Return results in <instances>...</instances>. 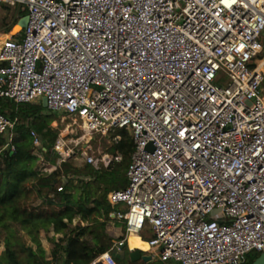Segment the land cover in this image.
<instances>
[{"label": "built area", "instance_id": "obj_1", "mask_svg": "<svg viewBox=\"0 0 264 264\" xmlns=\"http://www.w3.org/2000/svg\"><path fill=\"white\" fill-rule=\"evenodd\" d=\"M1 4L24 6L28 22L20 38L0 35V99L45 98L48 113L71 120L50 150L30 133L39 175L48 153L59 166L79 154L107 169L120 157L81 140L125 130L127 186L108 202L126 238L149 229L148 252L174 264H246L264 252V0ZM13 127L0 114V165ZM73 127L81 138L68 139ZM90 264L117 262L108 251Z\"/></svg>", "mask_w": 264, "mask_h": 264}, {"label": "trees", "instance_id": "obj_2", "mask_svg": "<svg viewBox=\"0 0 264 264\" xmlns=\"http://www.w3.org/2000/svg\"><path fill=\"white\" fill-rule=\"evenodd\" d=\"M25 15L24 11L18 12V19ZM0 114L14 121L11 141L14 151L5 150L0 165V236H3L4 244L0 264H90L96 257L112 249H127L129 254L137 253L135 261H138L144 252L138 249L130 252L126 244L117 249L114 239L106 232V224L111 220L109 214L113 212L108 194L118 190L119 181L120 188L127 184L126 172L133 150L129 133L125 130L114 131L112 138L118 136L119 140L112 141L108 152L119 156L120 160L113 162L107 169L97 171L90 165L76 168L66 162L50 174L39 175L36 183L39 194L55 191L57 184H61L64 191L58 194L56 202H46L45 209L49 210L36 212L25 208L23 203L31 194L26 183L39 174L34 170L32 153L35 147L30 133L34 132L41 140L42 147L50 150L60 131L51 127L56 115L48 113L41 101L17 104L1 99ZM8 142V134L0 135V148ZM45 160H51L50 153L46 154ZM109 180H112V187ZM74 182L77 184L74 185ZM91 204L92 207L89 206ZM55 208L61 209L54 211ZM77 215L89 224L71 227L70 223ZM49 229H52L54 236L60 237L57 240L50 239L51 255L50 260H46L39 233ZM123 230L125 232L124 225ZM24 236L29 238L30 245ZM122 240L124 236L116 241ZM258 256V253L247 256L249 259L246 264ZM115 261L117 264H127L128 259L116 258Z\"/></svg>", "mask_w": 264, "mask_h": 264}, {"label": "rangeland", "instance_id": "obj_3", "mask_svg": "<svg viewBox=\"0 0 264 264\" xmlns=\"http://www.w3.org/2000/svg\"><path fill=\"white\" fill-rule=\"evenodd\" d=\"M0 7L4 9V11L3 10H1V11L4 12L6 16H10L12 13H16L17 10H18V12L24 11L26 13V15H28V11L26 10V8L24 6H19V7L12 8L11 6H7L5 4H1ZM5 24L6 23H0V27L3 28V25L5 26ZM7 31H9V27L8 28L6 27L4 29H0V33L7 32ZM260 43L264 45V38L263 37L260 38ZM260 57H264V53H262L260 55ZM223 83H224V81H220L217 84H223ZM262 93H264V90H263ZM55 117H56V119H55V121L53 123H51V127H54V128L56 127L60 131H62L65 128V126L69 122H71V120H63L61 114H56ZM73 130H74V134L70 135L68 137L69 140L78 139V138H81L83 136L82 131L79 130L78 128L73 127ZM113 133H110L107 136H101V137L100 136H92V138H90V140L88 138H85V139L81 140V144L79 145V149H81V148L82 149H87L90 153H92L95 156H98L99 154H102V153L111 154V152H108V150H109V148L112 145V135H113ZM75 153H77V150L75 151ZM51 158H53L52 155H51ZM67 163H69L71 166L76 167V168H81V167L84 166V163L80 159L79 154H77L75 156H72L67 161ZM109 181L111 182V187H112V184H113L112 180H109ZM76 184H77V182H76ZM26 185H27V187L29 186L28 183ZM126 186H127V184L125 185L124 188H120V181H119L117 188H118V190H123V189L126 188ZM23 203H24V206L27 207V208L28 207L29 208L32 207L31 206L32 204L30 203L29 199L26 202H23ZM117 208L119 210H121L122 212L126 211V208L124 207L123 204L122 205H118ZM47 210H49V209H47ZM221 217H222L221 214L217 215V218H221ZM120 222L122 223V226H123L124 222H122V220ZM76 225H78V223H76ZM122 226H120V224H118L117 222L110 221V222H108L106 224V230L108 231V233L112 237H114L116 239L118 237L125 236V232H124ZM144 235L145 234H143L144 238H146V236L149 237L148 234L145 235V236ZM59 237L60 236H54V234L51 231H48V232L41 231L39 233V240L41 242L42 250L44 251V257L45 258H48L50 260L51 248H52V243L50 242V239L54 238L55 240H57V239H59ZM24 240L26 241L27 244H29V245L31 244V242H30V240H29V238L27 236H24ZM0 244H2L3 248H4L3 236L2 235L0 236ZM33 248L36 249L35 246H33ZM117 252L118 251L116 249L111 251V255L113 256L114 259L119 257V256H117ZM251 254L254 255V253H251ZM251 254H249L248 256H250ZM119 255H120V258L124 259V260H127V259L130 258L129 253L127 252V249H122L121 253H119ZM147 255L152 257V259L150 261H147V262L143 261V259H142L143 256H141V258L139 259L137 264H173V262H171V261L161 262L156 257V255H154L153 253H149Z\"/></svg>", "mask_w": 264, "mask_h": 264}, {"label": "crops", "instance_id": "obj_4", "mask_svg": "<svg viewBox=\"0 0 264 264\" xmlns=\"http://www.w3.org/2000/svg\"><path fill=\"white\" fill-rule=\"evenodd\" d=\"M1 10H3L4 11V9L3 8H1L0 7V23H6L5 24V26L3 25V28H1L0 27V29H4V28H8L9 27V31H7V32H2V33H0V35H2L1 36V38L3 39L5 36L4 35H11V36H15V37H17V38H20V31H17V32H14L13 30H14V28L17 26V22H18V10L16 11V13H12L10 16H6L5 15V13L4 12H2ZM12 30V31H11ZM54 122V121H53ZM52 122V123H53ZM45 162L46 163H50V166L49 167H51V170L49 171V173L48 174H50V173H52V171L53 170H56V169H58L60 166H59V164H58V162L57 161H55V159H53V158H51V160L50 161H46L45 160ZM85 165V164H84ZM54 172V171H53ZM39 178V174L36 176V178H33L31 181H29V182H27L28 184H29V186L27 187V190L28 191H30V198H29V200H30V203L32 204L31 206V208H27V207H25V208H27L28 210H30V211H39V210H43V211H46L47 209H45V206H47V204H46V202L47 201H52V202H56V197H58V194H56L54 191L52 192H50V191H48L47 193H38V191H37V188H36V183H37V179ZM63 179V178H62ZM26 183V184H27ZM75 184H76V182H74ZM74 184V185H75ZM27 186V185H26ZM74 191H72V193H73ZM79 193H80V191L78 192V195H79ZM90 207H92L93 205L91 204V205H89ZM50 207V206H49ZM61 208H55L54 209V211H59ZM80 215H77V216H75L73 219H72V221H71V223H70V226L71 227H76V226H78V225H81L82 227H84V226H87L88 224H89V222H87V221H83V220H81V218L79 217ZM110 221H114V222H117L118 224H120V226H122V223L120 222L121 220L120 219H113V218H111V220ZM110 221H108V222H110ZM65 222H67V220H65ZM107 222V223H108ZM120 222V223H119ZM76 223H78V225H76ZM122 228H123V226H122ZM43 231H46V232H48V231H51L52 233H53V231H52V229H49L48 231L47 230H43ZM106 232H107V234L110 236V237H112L109 233H108V231L106 230ZM54 234V233H53ZM143 234H145V235H149V237H147L146 236V238H144L143 237ZM144 235V236H145ZM142 241H144V242H147V240L151 237V231L149 230V229H146L144 232H142L141 234H139V235H137ZM113 239H114V244L117 242L116 240L119 238H114V237H112ZM128 238H129V236L126 238L125 236H124V241H125V243H124V245L126 244V246H127V248H128V250L131 252V251H133V250H135V249H138V250H141L142 252H144V254H143V256H149V255H147V254H149V252L148 251H144V250H142V249H139V248H133V249H130L129 247H128ZM123 245V246H124ZM4 250V248H3V245L2 244H0V254L2 253V251ZM113 250V249H112ZM111 250V251H112ZM118 252H117V256H119V257H117V258H120V255H119V253H121V250H117ZM129 256H130V258L133 260L132 262H130V258L128 259V262H127V264H137L138 263V261H135V258H137V253H133V254H129ZM46 260H49L48 258H45ZM174 264V263H173Z\"/></svg>", "mask_w": 264, "mask_h": 264}, {"label": "water", "instance_id": "obj_5", "mask_svg": "<svg viewBox=\"0 0 264 264\" xmlns=\"http://www.w3.org/2000/svg\"><path fill=\"white\" fill-rule=\"evenodd\" d=\"M27 22H28V16L27 15H25L24 17H22L18 20L17 27H19V31H21L22 29H24L26 27ZM41 104L44 108L47 107L45 98L41 99ZM62 181L65 182V179ZM217 212L218 211L215 210L213 212V214H215ZM142 259H143V261L147 262V261H150L152 259V257L151 256H143ZM250 264H264V252L261 253L258 257H256Z\"/></svg>", "mask_w": 264, "mask_h": 264}, {"label": "bare ground", "instance_id": "obj_6", "mask_svg": "<svg viewBox=\"0 0 264 264\" xmlns=\"http://www.w3.org/2000/svg\"><path fill=\"white\" fill-rule=\"evenodd\" d=\"M13 31L14 32L19 31V27L16 26ZM128 247L130 249L139 248L144 251H149V246L147 242L142 241L137 235L134 234L130 235L128 238Z\"/></svg>", "mask_w": 264, "mask_h": 264}]
</instances>
